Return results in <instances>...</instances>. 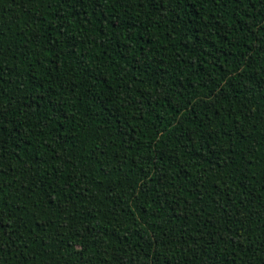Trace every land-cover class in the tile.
Segmentation results:
<instances>
[{"label": "trees", "instance_id": "obj_1", "mask_svg": "<svg viewBox=\"0 0 264 264\" xmlns=\"http://www.w3.org/2000/svg\"><path fill=\"white\" fill-rule=\"evenodd\" d=\"M0 264H264V0H0Z\"/></svg>", "mask_w": 264, "mask_h": 264}]
</instances>
